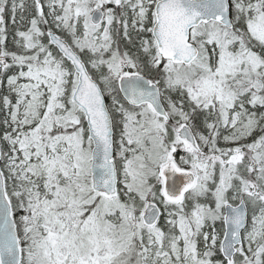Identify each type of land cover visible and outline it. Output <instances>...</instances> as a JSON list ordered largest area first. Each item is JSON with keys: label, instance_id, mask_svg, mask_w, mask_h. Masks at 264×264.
Segmentation results:
<instances>
[{"label": "snow or ice", "instance_id": "6c2138e0", "mask_svg": "<svg viewBox=\"0 0 264 264\" xmlns=\"http://www.w3.org/2000/svg\"><path fill=\"white\" fill-rule=\"evenodd\" d=\"M0 264H264V0H0Z\"/></svg>", "mask_w": 264, "mask_h": 264}]
</instances>
